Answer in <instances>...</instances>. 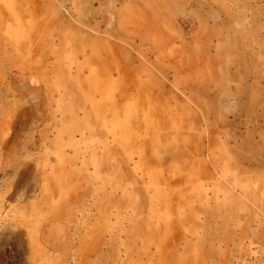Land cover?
I'll use <instances>...</instances> for the list:
<instances>
[{
	"label": "rangeland",
	"instance_id": "1",
	"mask_svg": "<svg viewBox=\"0 0 264 264\" xmlns=\"http://www.w3.org/2000/svg\"><path fill=\"white\" fill-rule=\"evenodd\" d=\"M0 264H264V0H0Z\"/></svg>",
	"mask_w": 264,
	"mask_h": 264
}]
</instances>
